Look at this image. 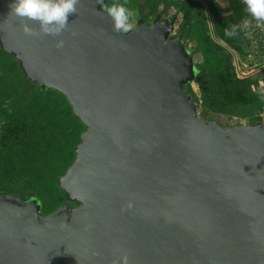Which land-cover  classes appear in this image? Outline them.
<instances>
[{
    "label": "water",
    "instance_id": "95a60500",
    "mask_svg": "<svg viewBox=\"0 0 264 264\" xmlns=\"http://www.w3.org/2000/svg\"><path fill=\"white\" fill-rule=\"evenodd\" d=\"M13 2L0 0L2 48L85 131L60 178L69 202L43 215L0 194V264H264V125L197 114L174 25L117 33L98 0H80L60 36H28Z\"/></svg>",
    "mask_w": 264,
    "mask_h": 264
},
{
    "label": "rangeland",
    "instance_id": "374dc122",
    "mask_svg": "<svg viewBox=\"0 0 264 264\" xmlns=\"http://www.w3.org/2000/svg\"><path fill=\"white\" fill-rule=\"evenodd\" d=\"M114 2L124 3L125 0H105L107 4ZM224 2L226 5L227 2ZM126 6L132 13L133 30L137 29L139 21L151 25L154 16L159 15V22L174 25L170 40H178L176 34L182 32L183 44L192 52L195 65L217 63L213 53L210 54L217 45L224 50V60L231 63L236 78L247 79L241 87L239 98L244 101L234 103L215 100L203 102L201 83L198 79L193 80L188 84V90L192 93L198 115L205 114L208 121L222 128L251 125L258 121L264 125V22H257L247 13L244 15L243 22L238 24L242 29V36L238 38L242 54H238L215 37L213 16L206 0H127ZM233 9L239 11L237 7ZM228 14L224 16L232 15L230 9ZM224 21L227 19L219 23ZM230 22L227 21L228 24ZM0 64L8 66L10 62L2 59ZM249 96L253 98L248 100ZM23 111H34L44 123L45 142L38 150L30 152L22 163L30 175V186H24L18 166L7 162L0 169V187L9 189L15 193L11 195L17 197L24 194L26 200L35 195L41 201L43 215H46L69 202H63L62 189L57 182L66 171L83 129L78 121L72 119L69 104L63 95L56 91H42L32 83L18 85L17 81H13L9 87L0 90V127L10 116L18 117L15 114Z\"/></svg>",
    "mask_w": 264,
    "mask_h": 264
},
{
    "label": "trees",
    "instance_id": "16d2710c",
    "mask_svg": "<svg viewBox=\"0 0 264 264\" xmlns=\"http://www.w3.org/2000/svg\"><path fill=\"white\" fill-rule=\"evenodd\" d=\"M225 1L227 2L226 5L224 0H206L207 7L208 9H210V14L211 16H213L211 18L212 29L215 33V37H217L219 41L225 43L234 52L242 54V50L238 45V38L242 36L241 26L238 28L237 34L232 37L225 35V29L230 28V24L232 22L233 23L231 25H238L239 23L243 22L244 15L246 14V12L244 11L245 6L243 5L242 0ZM233 7H237L239 11L237 12L233 9ZM229 9L232 13L231 16H228ZM226 14H228L227 18L226 16H224ZM223 19H227V21L229 22L231 21L230 24H228L227 21L219 23ZM159 20V15H155L154 22ZM142 23L143 21H139V25ZM175 38L180 40L182 43L184 42V36L182 35L181 31L176 34ZM223 51L224 50L221 47L214 45V51L210 52V54L213 53V56L216 57L215 61H217V63L208 64L205 66L195 65L194 80L198 79L200 81L199 83H201L200 91L203 102H208L210 100L220 102L227 101L231 103L238 102L240 100L244 101L243 98H239L241 95V87L245 85L247 79L241 80L239 78H236L231 63L229 61H225L226 59L224 60L225 57L223 55L225 54L223 53ZM188 54L192 56V52L188 51ZM2 59H8V62H10V64L8 66H3L0 64V90H4L6 86L9 87L11 85V82L17 81L18 85H21V83H32L40 87V90L42 91H49L48 89H45L42 85L31 82L26 77L22 69L21 63L16 58V56L14 54H9L5 52L0 42V60ZM185 89L188 90L189 86L186 85ZM187 92L192 96L190 90H188ZM251 97L248 98V100L251 99ZM70 113L72 119L78 121L81 124V122L73 115L71 107ZM15 116L18 117L10 116L9 119L2 122V125L0 127V169H2V167L5 166L7 162H13L15 166H18L19 174H21V179L24 182V186H30V175L28 174V171L26 173L27 168L22 165V163L26 161H24V159L26 156H28L30 152L38 150L41 145L43 146L45 142V131L43 128L44 123L39 119V117L35 114L34 111L18 112V114H15ZM202 116L205 117L206 115L202 114ZM257 124H261V122H254L251 125ZM82 129L83 131L80 135V140L83 132L85 131V127L83 125ZM79 143L80 141H78L75 147V151L72 154V158L69 161L66 170L75 159L76 150ZM60 178L57 182L58 187L60 186ZM5 189H3V187H0V194H15L14 192L9 191V189ZM62 193L64 196V202L68 200V198L63 190ZM19 197L22 199L27 198L24 194H22V196L19 195ZM30 198H35L38 203L41 202L40 199L35 195L30 196L28 199ZM40 206L41 214H44L41 203Z\"/></svg>",
    "mask_w": 264,
    "mask_h": 264
},
{
    "label": "clouds",
    "instance_id": "9594fccd",
    "mask_svg": "<svg viewBox=\"0 0 264 264\" xmlns=\"http://www.w3.org/2000/svg\"><path fill=\"white\" fill-rule=\"evenodd\" d=\"M245 6L244 11L257 22H264V0H242ZM102 5V11L112 21L113 31L121 34H127L134 28L132 23V13L124 3L114 2L104 3V0H98ZM80 0H14L11 5V13L21 21L20 27L24 34L28 36L51 35L60 36L68 29V18L70 15L78 13ZM27 21H33L39 25L38 31L29 26ZM247 24V21H245ZM239 26L231 25L225 29V35L232 37L237 34ZM75 35V33H72ZM64 41L58 40L56 48H62ZM263 125V124H262ZM112 264H128L127 254L122 255L118 260L114 259Z\"/></svg>",
    "mask_w": 264,
    "mask_h": 264
}]
</instances>
